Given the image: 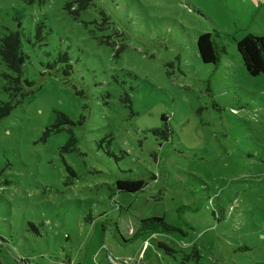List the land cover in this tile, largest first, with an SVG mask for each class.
<instances>
[{"label":"rangeland","instance_id":"rangeland-1","mask_svg":"<svg viewBox=\"0 0 264 264\" xmlns=\"http://www.w3.org/2000/svg\"><path fill=\"white\" fill-rule=\"evenodd\" d=\"M74 3L0 0L26 93L0 120V264H264V74L236 48L264 36V0ZM205 32L216 65L198 56ZM5 74L0 59V102ZM58 113L71 123L46 134ZM153 216L184 234L134 236Z\"/></svg>","mask_w":264,"mask_h":264},{"label":"trees","instance_id":"trees-1","mask_svg":"<svg viewBox=\"0 0 264 264\" xmlns=\"http://www.w3.org/2000/svg\"><path fill=\"white\" fill-rule=\"evenodd\" d=\"M33 2L34 0H24ZM92 3V0H75L74 4H77V8L74 9L72 13L78 16L81 11L86 10ZM72 6L71 2L66 3V7L69 9ZM42 29L38 25L36 28V39H41ZM197 53L201 61L205 64L216 65L221 59V53L223 49L220 48L213 40L212 34L209 32L202 33L197 38ZM236 48L238 53L242 58V62L246 72L250 76H258L264 74V36L255 35L248 33L244 35L240 40L236 42ZM24 54L21 50L19 33H10L1 40L0 44V59L5 64L7 69L13 73V76L4 75L6 79L5 91L9 94V100L5 102H0V120L9 116L11 111L20 102V99L24 97L26 93L23 92L22 88V77H23V66H24ZM65 64L63 70L64 76H69L71 65L68 64V57L66 54H59L57 57V62L55 64ZM24 82L28 84L27 81ZM33 91L29 93L32 94ZM128 97L123 99V102H128ZM165 119V116H162ZM71 123L70 119L61 113L57 114V119L55 123L46 130V134L52 130L58 131L61 126ZM167 131L160 129H153L152 133L154 135H159L163 139H167ZM74 140H69L66 147L73 144ZM108 154L109 152L106 151ZM145 186L143 179H119L115 181L113 189L118 192L136 193L141 191ZM152 234H170L173 232H180L184 234L180 229L168 224L163 217L153 216L148 218H143L138 222L137 230L134 236L139 233ZM158 247L163 249L166 254H173L174 251L162 243H157ZM195 255L198 253L195 251ZM110 256L108 255L109 259ZM108 262V264H120L113 258ZM27 261L24 260L23 263Z\"/></svg>","mask_w":264,"mask_h":264},{"label":"built area","instance_id":"built-area-1","mask_svg":"<svg viewBox=\"0 0 264 264\" xmlns=\"http://www.w3.org/2000/svg\"><path fill=\"white\" fill-rule=\"evenodd\" d=\"M109 260L111 261L112 259H111V258H109Z\"/></svg>","mask_w":264,"mask_h":264}]
</instances>
